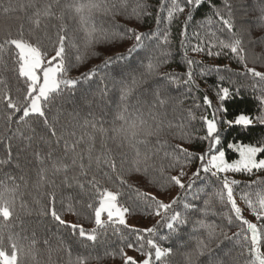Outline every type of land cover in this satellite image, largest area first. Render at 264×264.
I'll list each match as a JSON object with an SVG mask.
<instances>
[{"label":"trees","instance_id":"1","mask_svg":"<svg viewBox=\"0 0 264 264\" xmlns=\"http://www.w3.org/2000/svg\"><path fill=\"white\" fill-rule=\"evenodd\" d=\"M74 0H0L3 7L11 3L12 11L4 12L0 8V44L6 40L20 39L34 46H39L42 53H45V61H49L55 55L58 47V36L64 35L65 40V66L66 73H62V79L79 80L75 89L64 88L63 96L66 103L59 110V124L67 125L69 113L78 112L76 120L64 133V139L68 144H76V151L84 156V163L88 164V149L91 146L93 161L87 168V176H80L78 168L69 170L70 176H75L79 183L84 184L81 189L76 181H72V187L64 186L61 181L63 173L56 177L55 207L66 223H75L82 226L86 233H91L94 227V209L99 206L100 194L105 190L117 193L118 203L129 208V216L135 220V226L124 227L113 225L106 231L97 229V240L95 242L79 238L78 235H69L70 230L54 222L49 216L39 215L41 206L48 207L50 193L53 188L45 183L40 184V169L51 168L53 160H64L70 163V153L65 156L64 141L57 146L53 143V156L45 159L41 165L36 154L46 156L49 145L46 141L52 138L47 134L40 121L42 118L30 117L29 122L35 130H25L23 125L18 123L20 113L13 115L11 122L8 115L12 113L6 103H0V136L5 137L0 141V159L8 158L10 147L13 158L17 152L27 143L13 134L21 129L25 136L32 135L31 146L25 151H20L19 167L17 161L0 166V181L9 186L19 185L16 194V205L13 216L5 221L0 216V232L4 234L3 250L11 255V246L8 236L11 235L18 245V264H69L70 259L77 256H88V264H124L119 254L120 248L126 253L137 251V235L132 229L140 230L144 235L145 248H149L147 240H154L162 249H171L172 255L165 257L163 262L156 264H187L183 253L191 251L196 244L197 238L205 240L213 249V252L224 261V264H250L254 262V250L252 248L250 234L245 239L235 236L240 232L239 221L231 212L230 205L221 203L214 197V192L219 191L222 185L215 178L205 177L195 181L189 189L187 186L193 179V173L200 168L198 157L208 152V142L198 137L206 135V125L203 117L211 118L214 108L227 107L228 116L239 112L256 113V104L252 99L251 84L249 77L237 75L243 72V66L234 58L229 49H221L220 42H232V36L219 21V17L213 14V9L207 3L197 10L191 21L187 20L189 8L185 7L183 13L174 14V18L167 19V11L160 12V4L166 3L171 8V0H95L97 3L112 5L115 9L107 12L101 8L94 10L86 23H82L80 16L69 7ZM183 4V0H178ZM212 5L222 9L223 0H211ZM232 6V20L234 23L233 32L242 41L243 54L247 59L249 67H256L264 71V20L261 18V8H264V0H229ZM32 6L29 7L28 5ZM45 4H52L53 15L45 17L43 8ZM137 4L144 7L137 9ZM24 5V7H21ZM136 9L139 15L134 14ZM41 11L40 27H35V12ZM229 18L227 13H222ZM157 17L160 18L159 31L157 36L147 42L146 48L134 52L130 57L120 61V65L135 69L131 76L125 73L121 76V69L113 64L108 68L99 71L91 80H84L83 74L98 68L104 64L105 59L110 56L125 54L132 48L136 41L132 38L133 33L146 34L157 32ZM187 24L188 36H181L184 25ZM95 30L99 34L101 30L109 34V38L102 42H95L85 48L87 31ZM167 37L168 43H164ZM39 38V39H37ZM182 41L185 46L182 47ZM209 42L214 52L220 51L219 57L207 55ZM198 43L205 47L204 52H193L191 48ZM187 51V59L194 63L189 66L184 57ZM167 52V56L161 55ZM152 55L160 61L155 74L146 75L147 68L140 66V61ZM77 56L81 59L77 60ZM166 61V62H164ZM255 61V62H253ZM145 60V65L147 64ZM19 51L15 45L8 44L0 50V79L6 82L7 90L14 101L23 102L27 94L25 78L19 75ZM55 63V62H53ZM69 65H71L69 67ZM228 66L232 69L229 73L208 74L207 70ZM193 73V79L198 87L186 85L187 73ZM203 73V74H202ZM165 75L176 78L175 82L164 81ZM224 79L221 80L220 76ZM133 77L138 83L133 84ZM103 78V79H101ZM123 81V86L120 83ZM163 83L161 97L167 99L164 105L156 104L153 95L154 90ZM105 85L108 88L106 95H101L100 89ZM124 86L130 87L131 92L126 99L122 100ZM5 85H0V90ZM191 87V91L189 88ZM222 87H228L230 92L240 89V95L221 104L217 92ZM256 94H259L257 92ZM86 95V100H85ZM207 96L213 104L208 108L204 103ZM178 101H180L178 103ZM155 105V106H154ZM128 108V115L132 118L139 116L153 127L159 126L161 131L157 136L143 137L144 143H139L135 148L130 147L121 136H118L115 129L124 125L120 119V113L124 107ZM46 115H55V110ZM222 119V113H217ZM85 120L95 121L96 127H103V134L96 132ZM11 129V130H9ZM74 132L75 135L69 133ZM94 139L89 142L88 136ZM13 138L9 141L7 137ZM41 136L44 139H41ZM81 137L80 143H76ZM191 137V141L187 138ZM264 139V127L255 126L250 135L241 137L236 129H226L221 126V145L219 150L226 152L229 161L236 160L239 155L227 149V143H252L257 144L258 140ZM139 150L141 157L145 154L151 157L147 161V173L143 170V163L136 164V152ZM180 149H187L193 154L191 161H186ZM111 157L115 160L117 170L124 180L121 184L115 173L103 163V160ZM264 158V154L259 156ZM99 160V165L97 163ZM139 167L141 170L136 171ZM162 169V171H161ZM181 171L182 183L185 189L174 183H164L167 177L179 176ZM107 172L109 175L105 176ZM23 176V180L20 177ZM50 176V173H49ZM96 177V187H92L87 180ZM11 177V178H10ZM229 180L235 179L239 182L234 186V196L237 204L242 209L245 219L251 214L254 223L258 228L262 222L257 220L248 206L240 198L242 192L247 190L254 193L260 187L254 181H264V171L254 172L252 176L244 173H231L227 175ZM245 185H251L245 189ZM146 193L155 196L166 204H172L170 213L179 212L184 224L176 223L175 230L170 231L162 217L155 215V208L147 207L140 194ZM175 201V203H173ZM92 204V209L86 205ZM188 205V207H185ZM71 209V210H70ZM232 218L229 225L228 217ZM215 227V235L208 236L207 228L199 227V223ZM250 222V221H249ZM147 228H156L155 234L145 233ZM78 232V229H77ZM227 233L231 239H225L222 235ZM47 242V243H45ZM133 243L132 248L126 247ZM261 253L264 254V232L261 233ZM154 252V249L152 250ZM32 253L36 254L33 260ZM154 259V257H153ZM205 257H201L204 260Z\"/></svg>","mask_w":264,"mask_h":264},{"label":"snow or ice","instance_id":"2","mask_svg":"<svg viewBox=\"0 0 264 264\" xmlns=\"http://www.w3.org/2000/svg\"><path fill=\"white\" fill-rule=\"evenodd\" d=\"M213 9V14L219 17V21L223 24L224 28L228 33L232 36V42L226 43L221 41L220 48L229 49L233 54L236 61L243 66V72L236 73L237 75H242L244 77H249L252 80L251 91L253 93L252 99L256 104V113H245L239 112L233 114L232 118L228 116V108L220 107L214 108L211 114V118L204 116L203 123L206 125V135L202 137H198V139H202L208 142V152L200 155L198 157L200 161V168L193 173V179L191 183L187 186V188H191L195 181L201 178L202 174L207 177L215 178L222 187L219 191L214 192V197L218 198L221 203H226L230 205L231 212L234 214L235 219L239 221L238 227H240V232L236 233L235 236L240 238L242 235L245 239L249 238L252 244V248L254 250V262H250V264H264V254L261 253V249L259 247L261 240V233L264 232V187H260L259 190L255 191L254 199L253 193L245 190L242 192L241 199L251 210L255 218L262 222L261 227L258 228L257 224L249 222L244 218L242 214L241 207L238 206L237 200L234 196V186H238L239 182L235 179L229 180L227 177V173H244L248 176H252L254 172L264 171V158H259L261 154H264V139L258 140L257 144L252 143H239L231 142L227 143V149H230L234 152H237L239 158L235 161L229 162L226 158V152L224 150H219L218 146L221 145V126L226 129H236L241 137L245 135H250L251 130L259 125L264 127V71L257 70L256 67H249L247 63V59L243 54L244 49L242 47V41L240 38L236 37L233 32L234 23L231 18L232 16V6L229 3V0H223L222 9L216 8L212 5L211 0H183V4L178 2V0H171V8H168L166 3H161L159 11L165 12L167 11V19L171 21L174 18V14L183 13L185 7L189 8V15L187 17L188 21L193 19L194 13L201 8L202 5L206 4ZM29 7L32 5L29 4ZM24 7V5H21ZM52 4H45L43 8V15L45 17L53 15L52 13ZM74 11L80 16L82 23H86L90 18L91 14L94 10H100L103 8L105 12L111 9H115L117 7L116 4L105 5L101 3L95 2V0H74V2L69 5ZM144 6L141 4H137L136 8L140 9ZM0 8L3 9L4 12L12 11L11 3L7 7H3L0 4ZM134 14L139 15V12L136 9L133 10ZM226 12L229 18H225V15L222 14ZM35 16L37 19L35 20V27H40L39 17L41 16V11L37 10L35 12ZM261 18L264 20V8H261ZM157 32L146 33V34H138L133 33L132 38L135 39L136 44L128 50L127 56L125 54L110 56L105 59L104 64L98 66L96 69L90 70L89 73L83 74L84 80H91L95 77L99 71H102L105 68H108L110 65L116 64L121 69V76H124L127 73L129 76L135 71L133 68H129L124 65H120V61L130 57L132 53L137 52L146 48L147 42L154 39L157 36L160 25V18L157 17ZM95 35V42H102L109 38V34L103 32L101 30L99 34L95 33V30H88L85 48L90 47L93 44V37ZM181 36L187 37V24L184 25V28L181 32ZM39 39V38H37ZM65 40L66 37L64 35L58 36V47L55 50V55L51 60L47 61V66H45V53H42L41 48L39 46H34L26 41L20 39H12L6 40L4 44H0V50L4 49V47L8 44L15 45V48L19 50V75L25 78V82L27 84V94L23 100V102L14 101L12 96L9 94L6 86V82L3 79H0V85H5L4 89L0 90V103H6L7 108L12 110V113L8 115V121L11 122L13 119V115L16 113H20L18 118V123L23 125L25 130H30L32 133L35 130L32 128L31 123L29 122L30 117H38L42 118L40 123L43 128L46 129L47 134L52 138L49 141H46L49 145V151L46 156L37 155V159L41 165L44 164L45 159H49L53 156L54 149L52 147L53 143L57 146L60 142L64 141V150L65 156L68 157L70 153V163H65L64 160H53L51 168L42 167L40 169V184L39 186H43L45 183L50 185L53 188V191L50 193V203L48 207L41 206L39 210V215L49 216L50 219L54 222H58L57 227L60 228L63 226L66 229H69V235H78L79 238L86 239L88 241L95 242L97 240V229L106 231L109 227L113 225H123L124 227H130L128 225L126 216L129 213V208L124 207L118 203L119 196L117 193L109 191L105 189L101 194V198L99 200V206L94 209V222L96 225V229H93L91 233H86L84 228L75 223H66L64 219H62L61 214L57 211L55 207V188L58 186L56 184V177L58 174L63 173V179L61 183L66 187H72V181H76L79 184L81 189L84 188V184L79 183L75 176H70L69 170L72 168L79 169L80 176H87V168L91 166L93 161V157L91 155V146L88 149V164L84 163V156L81 152L76 151V144H72L71 146L68 144L67 140L64 139V133L66 132L68 127H71L73 121L76 120L79 115L78 112L69 113L68 116L70 119L67 121V125L61 126L60 130H57V125L59 124V110L64 106L67 102L66 98L63 96L64 89L62 88V84L64 88L75 89L76 85L80 83L79 80H68L62 79L61 74L66 73L68 68L65 66ZM164 43L167 44L168 40L165 36ZM185 46V43L182 41V47ZM214 45L209 42L207 47V55L208 56H217L221 55L220 51L214 52L212 50ZM206 49L202 45V43H198L197 45L191 48V51L199 53L204 52ZM161 55L167 56V52H162ZM184 57L189 66H191L194 61L191 59H187V51L184 52ZM81 59L80 56H77V60ZM145 60H147V64L145 65ZM55 62V63H53ZM166 62V61H164ZM255 62V61H253ZM160 61H157L154 56L151 54L140 61V66L147 68L146 75L155 74L156 68ZM71 65H69L70 67ZM42 70V71H41ZM229 73L232 72V69L228 66L224 68L216 67L212 69H208L207 73ZM39 73V74H38ZM203 74V73H202ZM103 79V78H101ZM220 79L223 80L224 76L221 75ZM164 81H172L175 82L176 78L172 76L165 75ZM123 86V81L120 82ZM132 83L136 84L138 81L133 77ZM186 85H190L192 87H198L195 84V80L193 79V73L188 71L187 79L184 80ZM163 91V83L160 87H157L153 95L155 97L156 104L164 105L167 103V99L161 97V92ZM191 91V87L189 88ZM108 92V88L105 85L104 88L100 89L101 95H106ZM131 92L130 87L124 86L122 100L126 99L129 93ZM259 92V94H256ZM240 95V89L237 88L234 92H230L228 87H222L218 90L217 96L219 97L221 104L225 101H229L233 99L235 96ZM204 103L208 106V108H213L212 101L205 96ZM86 100V95H85ZM180 101H178L179 103ZM155 106V105H154ZM46 110L48 113H52L55 110V115H51V119L49 115H46ZM222 113V119L217 117V113ZM120 119L124 121V125L115 129L118 136H121L124 141L130 147L135 148V146L139 143H144L145 141L141 139L143 137L157 136L159 135L161 128L159 126L153 127L150 124H147L146 121L141 119L139 116L132 118L128 115V108L125 106L120 113ZM85 124H90L91 127L101 134L105 132L103 127L97 128L95 121L85 120ZM11 130V129H9ZM70 135H75L74 132L69 133ZM17 138L22 141L26 140L27 143L24 144V147L21 148L16 157L13 158L11 149H8V158L0 159V166L9 164L13 162V159L17 161L16 166L19 167V159H20V151H25L27 148L31 146V140L33 139L32 135L25 136L21 129H17V131L13 134ZM13 137H7V140H11ZM187 138L191 141V137H182ZM5 137L0 136V141L4 140ZM43 140L44 137L41 136ZM83 139L81 137L76 143H80ZM94 139L93 136H88V141L91 142ZM183 153V157L186 161H191L193 159V154L189 152L187 149H180ZM136 164L143 163L145 165L144 171L147 173L148 165L147 161L151 159L150 156L145 154L141 157L139 150L136 152ZM99 165V160H97ZM103 163L107 165V167L111 170L112 173H115L117 179L120 180V183L123 184L124 180L120 176V173L117 170L116 162L111 157H107L103 160ZM136 171H140L141 169L137 167ZM162 171V169H161ZM50 173V176H49ZM105 176L109 174L107 172L104 173ZM184 175L183 171H181L179 176H171L167 177L164 183H174L178 185L180 188L185 189L186 185L182 183L181 177ZM11 178V177H10ZM23 180V176L20 177ZM87 183L92 187H96L98 183L96 177L93 176L91 179L87 180ZM254 184L258 186H264V181H254ZM245 189H250L251 185H245ZM19 189V185L9 186L8 184L0 181V216L4 218L5 221L9 220L13 216V211L16 205V194ZM141 199L145 203L147 207L155 208V215L162 217L166 227L170 231H174V225L176 223L184 224L186 221L181 219V215L179 212L170 213L172 209V204H166L162 201L158 200L155 196H150L149 194L142 193L140 194ZM175 203V201L173 202ZM88 209H92V204L88 203L86 205ZM188 207V205H185ZM71 210V209H70ZM107 215V220L102 219L103 214ZM229 225L232 224L231 216L228 217ZM199 227L207 228L208 236L211 238L215 235V227L212 225L204 224L203 222L199 223ZM78 229V232H77ZM134 233L137 235L138 244L137 251L140 252V255L144 257L141 260H136L131 256H128L123 248H120L119 254L123 258L124 264H156V262H163L165 257L172 255L171 249H162L157 245V243L152 240H147V245L149 248H145L143 243L145 237L144 235L139 234L140 230L132 229ZM145 233L155 234L157 232L156 228H147L144 230ZM225 239H231V237L227 236V233H223ZM8 240L11 246V255L5 250H3L2 245L4 243V234L0 232V264H18V245L17 241L9 235ZM47 243V242H45ZM133 243H128L126 247L132 248ZM154 249V252L152 251ZM187 264H224V261L220 259L214 252L213 249L209 246L208 243L203 239L197 238L195 247L191 251H187L182 254ZM154 257V259H153ZM201 257H205L204 260H201ZM33 260H36V254L32 253ZM89 259L91 257L88 256H77L74 260L70 259L69 264H88ZM233 264L235 262L233 261Z\"/></svg>","mask_w":264,"mask_h":264},{"label":"rangeland","instance_id":"3","mask_svg":"<svg viewBox=\"0 0 264 264\" xmlns=\"http://www.w3.org/2000/svg\"><path fill=\"white\" fill-rule=\"evenodd\" d=\"M18 51H19V50H18ZM45 66H47V61H45ZM41 71H42V70H41ZM38 74H39V73H38ZM226 158H227V157H226ZM238 158H239V157H238ZM238 158H237V159H238ZM259 158H260V157H258V159H259ZM228 161H229V160H228ZM233 161H235V160H233ZM229 162H232V161H229ZM228 174H231V173H227L226 175H228ZM247 218L249 219V221H250L251 223H254V219L252 218L251 214H248V215H247ZM102 219L107 220V215H106V213L103 214ZM126 219H127V222H128V225H129V226H135V220L132 219V218L129 216V213H128L127 216H126ZM94 227H96L95 224H94ZM127 255L133 257L134 259H136V260H138V261L144 258V257H142L140 254H138L137 252H133V251L128 252Z\"/></svg>","mask_w":264,"mask_h":264}]
</instances>
